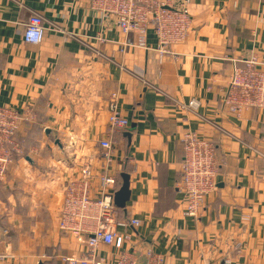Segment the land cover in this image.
Returning a JSON list of instances; mask_svg holds the SVG:
<instances>
[{
  "label": "crops",
  "instance_id": "0c3cea01",
  "mask_svg": "<svg viewBox=\"0 0 264 264\" xmlns=\"http://www.w3.org/2000/svg\"><path fill=\"white\" fill-rule=\"evenodd\" d=\"M192 28L163 57L128 45L116 21L90 0H0V105L29 114L0 188V264H63L85 245L59 229L68 181L104 172L99 141L109 131L108 101L118 95L129 125L113 133L115 193L130 175V199L117 207L131 234L121 252L147 264H264V109L240 117L222 109L236 60L264 62V0H190ZM51 27L38 45L24 40L33 14ZM53 27L56 28L53 29ZM197 99L196 110L184 107ZM197 132L217 145L219 174L196 216L178 188L182 138ZM93 194L97 195V187ZM115 195V194H114ZM139 221L138 225L131 223ZM104 264L119 249L101 245ZM11 256V257H8Z\"/></svg>",
  "mask_w": 264,
  "mask_h": 264
},
{
  "label": "built area",
  "instance_id": "2783aa9c",
  "mask_svg": "<svg viewBox=\"0 0 264 264\" xmlns=\"http://www.w3.org/2000/svg\"><path fill=\"white\" fill-rule=\"evenodd\" d=\"M91 8L101 15L114 19L125 35H134L128 45L134 48H154L147 44V35L153 31L157 37L155 48L160 57L170 50L171 45L184 41L192 28L189 12L190 0H90ZM36 29V35L29 39L27 32ZM51 27L44 25V17L33 14L25 24L24 40L28 44L38 45L45 32ZM53 29L56 30L55 27ZM118 95L113 93L108 101L109 131L99 141L100 158L104 172L97 177L89 168L82 170V176L68 181L64 189L61 206L59 229L75 237L85 245V251L79 256L62 255L63 264H104L99 255L101 245H114L119 249L113 264H138L133 253L121 252L124 243L131 240V234L118 232V226L124 224L117 216L114 203L116 177L110 173V166L115 158L113 133L129 125L118 105ZM197 99H191L184 107L196 110ZM264 109V62L257 56L236 60L229 76L228 86L222 99V109L240 117L249 109ZM29 114L17 108L0 105V188L4 186L10 164L15 154L23 149L16 140L21 125L29 120ZM184 158L178 188L186 198L185 214L196 216L200 212L206 197L217 186L219 162L217 145L214 140L206 139L197 132L187 133L182 138ZM97 187V195L93 194ZM2 199L0 198V210ZM138 225L137 219H132ZM147 264H164V259L153 249L146 251ZM6 255H0L5 257ZM7 257V256H6ZM11 257V256H8ZM212 264V263H207ZM223 264L235 263L232 258H225Z\"/></svg>",
  "mask_w": 264,
  "mask_h": 264
},
{
  "label": "water",
  "instance_id": "95a60500",
  "mask_svg": "<svg viewBox=\"0 0 264 264\" xmlns=\"http://www.w3.org/2000/svg\"><path fill=\"white\" fill-rule=\"evenodd\" d=\"M123 184L114 195V203L117 207L125 208L127 201L130 199V175L122 173Z\"/></svg>",
  "mask_w": 264,
  "mask_h": 264
},
{
  "label": "clouds",
  "instance_id": "9594fccd",
  "mask_svg": "<svg viewBox=\"0 0 264 264\" xmlns=\"http://www.w3.org/2000/svg\"><path fill=\"white\" fill-rule=\"evenodd\" d=\"M27 37L29 38V39H32L35 35H36V29L35 28H32V29H30L28 32H27Z\"/></svg>",
  "mask_w": 264,
  "mask_h": 264
}]
</instances>
